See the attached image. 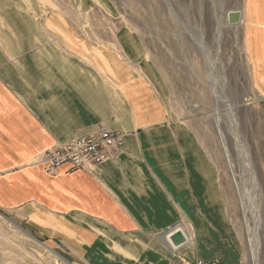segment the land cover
<instances>
[{
	"label": "crops",
	"instance_id": "0c3cea01",
	"mask_svg": "<svg viewBox=\"0 0 264 264\" xmlns=\"http://www.w3.org/2000/svg\"><path fill=\"white\" fill-rule=\"evenodd\" d=\"M241 20L256 84L264 88V1L254 0ZM115 45H99L98 56L84 46L67 53L43 47L14 63L1 62L11 60L9 42L2 46L0 206L65 223L77 246L99 251L97 262L241 264L216 164L189 126L170 120L156 88ZM100 123L125 133L115 158L91 170L64 164L54 173L35 161ZM176 225L189 241L173 251L165 233Z\"/></svg>",
	"mask_w": 264,
	"mask_h": 264
},
{
	"label": "rangeland",
	"instance_id": "374dc122",
	"mask_svg": "<svg viewBox=\"0 0 264 264\" xmlns=\"http://www.w3.org/2000/svg\"><path fill=\"white\" fill-rule=\"evenodd\" d=\"M253 1L0 0V60L7 42L11 51L1 62L33 58L43 47L67 53L84 46L98 56L99 45L116 42L121 59L133 57L170 120L189 126L216 164L241 264H252L250 230L264 264V88L256 84L245 24H228L227 12L245 15ZM76 242L65 223L0 206V264H107Z\"/></svg>",
	"mask_w": 264,
	"mask_h": 264
},
{
	"label": "built area",
	"instance_id": "2783aa9c",
	"mask_svg": "<svg viewBox=\"0 0 264 264\" xmlns=\"http://www.w3.org/2000/svg\"><path fill=\"white\" fill-rule=\"evenodd\" d=\"M125 143V133L111 129L100 123L88 132L78 134L67 142L56 143L43 150L35 161L45 172L55 170L67 164L70 169H89L102 162L115 158L121 152ZM178 264H220L218 260H203L201 258H178Z\"/></svg>",
	"mask_w": 264,
	"mask_h": 264
},
{
	"label": "water",
	"instance_id": "95a60500",
	"mask_svg": "<svg viewBox=\"0 0 264 264\" xmlns=\"http://www.w3.org/2000/svg\"><path fill=\"white\" fill-rule=\"evenodd\" d=\"M241 13L240 10H230L227 12L228 24L236 25L240 22ZM165 239L170 249L178 250L188 243V237L184 232L183 228L174 226L165 233Z\"/></svg>",
	"mask_w": 264,
	"mask_h": 264
},
{
	"label": "bare ground",
	"instance_id": "6f19581e",
	"mask_svg": "<svg viewBox=\"0 0 264 264\" xmlns=\"http://www.w3.org/2000/svg\"><path fill=\"white\" fill-rule=\"evenodd\" d=\"M241 13V12H240ZM241 17H242V14H241ZM219 21V20H218ZM240 22H241V18H240ZM239 22V23H240ZM228 23V22H227ZM219 25V24H218ZM219 28H218V34H219ZM104 124V123H103ZM238 136V135H237ZM242 144V143H241ZM240 145V144H238ZM229 164H230V161H229ZM232 169V168H231ZM244 218H245V215H244ZM247 225V224H246ZM180 227V226H179ZM182 228V227H181ZM184 230V229H183ZM248 230V229H247ZM185 232V230H184ZM186 233V232H185ZM248 233V232H247ZM257 233V231H254V230H250V232L248 233V238H249V241H248V247H249V251H250V254L252 256V264H260L258 262V259L256 257V241L258 240V235L255 234ZM187 235V234H186ZM188 237V236H187ZM189 240V239H188Z\"/></svg>",
	"mask_w": 264,
	"mask_h": 264
}]
</instances>
